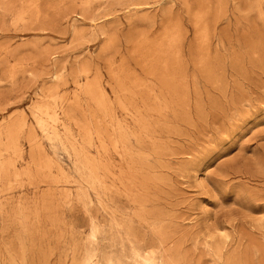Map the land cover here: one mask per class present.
Instances as JSON below:
<instances>
[{"label": "rangeland", "instance_id": "374dc122", "mask_svg": "<svg viewBox=\"0 0 264 264\" xmlns=\"http://www.w3.org/2000/svg\"><path fill=\"white\" fill-rule=\"evenodd\" d=\"M0 264H264V0H0Z\"/></svg>", "mask_w": 264, "mask_h": 264}]
</instances>
